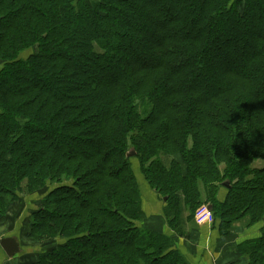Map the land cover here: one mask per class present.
<instances>
[{"label": "trees", "instance_id": "16d2710c", "mask_svg": "<svg viewBox=\"0 0 264 264\" xmlns=\"http://www.w3.org/2000/svg\"><path fill=\"white\" fill-rule=\"evenodd\" d=\"M0 62V221L27 193L55 240L25 264H187L135 224L137 171L170 226L264 219V0H0ZM237 248L264 264V229Z\"/></svg>", "mask_w": 264, "mask_h": 264}, {"label": "crops", "instance_id": "0c3cea01", "mask_svg": "<svg viewBox=\"0 0 264 264\" xmlns=\"http://www.w3.org/2000/svg\"><path fill=\"white\" fill-rule=\"evenodd\" d=\"M137 173L139 172L137 171ZM143 180H145L143 177L139 178V181ZM139 187L141 191V209L143 211L141 227L150 228L171 236L173 247L187 259L189 264H249L248 259L239 252L237 246L247 238H252V234H254V237L258 235L256 231L258 232V228L261 226L257 227L255 225L254 227L257 228H251L249 230L250 237L247 230L244 231V229L236 226L234 229V226L232 227L228 235L223 236L220 234L217 224H208L206 220H200L199 222L202 224L185 225L182 232H177L170 228L167 218L163 214L162 206L164 202L159 197L160 195L154 192L146 181L140 182ZM19 219V216H15V219L6 220V222L0 221V239L6 235L13 236L16 233L17 236L13 237L19 242V248L22 251L17 257H8L0 246V264H25L26 261L27 263L30 262L29 258L32 255L36 256L38 253L37 246L27 247L22 245L23 237H25L23 230L28 222L19 227ZM18 227L19 230H17Z\"/></svg>", "mask_w": 264, "mask_h": 264}, {"label": "rangeland", "instance_id": "374dc122", "mask_svg": "<svg viewBox=\"0 0 264 264\" xmlns=\"http://www.w3.org/2000/svg\"><path fill=\"white\" fill-rule=\"evenodd\" d=\"M0 65H1V62H0ZM176 159L178 160V161H180V157L179 156H177L176 157ZM182 162V161H181ZM132 163H133V166H134V168L136 169H138V161H137V159L136 158H133V160H132ZM181 165H182V167L184 168L185 166H184V164L183 163H181ZM257 165H259V162L257 161V163L255 164V166H257ZM141 177H143L140 173H137L136 174V179H137V181L140 183H142L143 181H145V180H143V181H139V178H141ZM223 188V187H222ZM144 189V188H143ZM45 190L46 189H43V190H40V192H39V194L37 193V195H41L42 193H44L45 192ZM140 193H141V191H140ZM224 193H225V190H224V188L223 189H220V195H221V197H223V195H224ZM27 193H22L21 194V201H20V203H18L19 204V206H17V208H16V210H15V207H13L12 208V210H15V216L16 217H22V210H24V208H26V205L27 206H31V203L30 202H33V204L34 205H40V203H38L37 201H38V199L36 198H34V199H28L27 198ZM160 197V196H159ZM29 200V201H28ZM30 203V204H29ZM208 204L206 203V202H202L193 212V216L190 214V211H188L186 208H184V207H182L181 208V206H179L180 207V211H179V213L181 214H178V215H180V216H178V220L177 221H175V225L174 226H170V228L172 229V230H174V231H177V232H182V229H183V227L186 225V226H192L194 223L195 224H202V223H200L199 222V220H200V218H198V217H196V215H197V211L198 210H200V211H205V207L207 206ZM164 206L165 205H163L162 206V209H164ZM25 212H27L28 213V211H27V209H25L24 210ZM210 212H211V217H210V219L208 218L207 220H206V223H208V224H212V223H215L216 224V220H215V218H214V216H213V212H212V210H210ZM163 214L165 215V213H164V211H163ZM10 215L12 216V218L14 217V213H13V211H11L10 212ZM166 216V215H165ZM11 218V219H12ZM143 218V217H142ZM142 218H140V222L139 221H137V222H135V224L137 225H140L141 226V221L143 220ZM167 218V217H166ZM15 219V218H14ZM28 222V218L26 217L25 218V220L23 221V224H25V223H27ZM167 222H168V220H167ZM247 225V221L246 220H240V221H238L236 224H234L232 227H233V229L235 228V226L236 227H240V228H242V229H244V231L245 230H247L248 232V234H249V237H250V229L251 228H257L258 226H261L260 228H258V232L256 231V233H258V235H256L255 237H254V234H252L253 235V237L252 238H247L246 240H244L242 243H244L245 241H247V240H250V239H254V238H256V237H259L261 234H262V231H263V229H264V219L263 220H261L259 223H257V224H254L253 226H250V227H247L246 226ZM255 225H257V227H254ZM142 226H144L143 224H142ZM232 227L229 229V231L227 232V234L226 235H228L229 233H230V231H231V229H232ZM27 230H28V225L24 228V230H23V233H26L27 232ZM163 234V233H162ZM180 234V233H179ZM13 235H15V234H13ZM225 235V236H226ZM7 236V235H6ZM6 236H4V237H6ZM9 236V235H8ZM17 236V235H16ZM13 237V236H12ZM168 237H170V236H168ZM22 239V238H21ZM172 241V240H171ZM54 242H55V240H48V241H41V242H32V241H30V240H28L26 237H23V241H22V245H24V246H30V247H38L37 248V252H44L45 250H50V248L52 247V246H54ZM242 243H240V244H242ZM239 244V245H240ZM172 245H173V241H172ZM173 247V246H172ZM174 248V247H173ZM175 249V248H174ZM20 253H22V251H19L18 253H16L14 256H12V257H17ZM244 256V255H243ZM185 258V257H184ZM28 259V258H27ZM30 259V261H35L36 259H37V254H36V256H33L32 255V257L31 258H29ZM32 259V260H31ZM185 260L187 261V259L185 258ZM25 263H27V261L25 262ZM186 263V262H185ZM187 264H189L188 263V261H187Z\"/></svg>", "mask_w": 264, "mask_h": 264}, {"label": "water", "instance_id": "95a60500", "mask_svg": "<svg viewBox=\"0 0 264 264\" xmlns=\"http://www.w3.org/2000/svg\"><path fill=\"white\" fill-rule=\"evenodd\" d=\"M127 157H132L135 155V151L130 149L126 153ZM224 187H229V182L225 181L222 183ZM165 200V198H164ZM209 210H212V206L210 204L207 205ZM0 246L5 251L8 257L14 256L16 253L20 251L19 242L12 236H6L0 239Z\"/></svg>", "mask_w": 264, "mask_h": 264}, {"label": "built area", "instance_id": "2783aa9c", "mask_svg": "<svg viewBox=\"0 0 264 264\" xmlns=\"http://www.w3.org/2000/svg\"><path fill=\"white\" fill-rule=\"evenodd\" d=\"M196 217L200 218V220H207L208 218L210 219L211 212H210V210L206 206L205 207V211L204 210L203 211H200V210L197 211Z\"/></svg>", "mask_w": 264, "mask_h": 264}]
</instances>
